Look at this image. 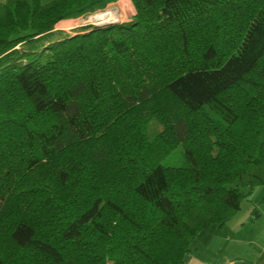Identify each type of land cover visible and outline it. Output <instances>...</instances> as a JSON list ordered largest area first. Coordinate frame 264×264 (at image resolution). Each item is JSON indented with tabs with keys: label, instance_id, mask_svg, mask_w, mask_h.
Listing matches in <instances>:
<instances>
[{
	"label": "trees",
	"instance_id": "trees-1",
	"mask_svg": "<svg viewBox=\"0 0 264 264\" xmlns=\"http://www.w3.org/2000/svg\"><path fill=\"white\" fill-rule=\"evenodd\" d=\"M116 1L0 5V264H183L264 186V0L56 38Z\"/></svg>",
	"mask_w": 264,
	"mask_h": 264
},
{
	"label": "crops",
	"instance_id": "crops-1",
	"mask_svg": "<svg viewBox=\"0 0 264 264\" xmlns=\"http://www.w3.org/2000/svg\"><path fill=\"white\" fill-rule=\"evenodd\" d=\"M183 264H264V186L247 195L222 230L212 227L201 233Z\"/></svg>",
	"mask_w": 264,
	"mask_h": 264
},
{
	"label": "rangeland",
	"instance_id": "rangeland-1",
	"mask_svg": "<svg viewBox=\"0 0 264 264\" xmlns=\"http://www.w3.org/2000/svg\"><path fill=\"white\" fill-rule=\"evenodd\" d=\"M46 3L48 2H51L52 0H44ZM119 3H122L124 5H126L128 8H129V13H128V16L123 20L121 21L120 19V8L118 6ZM110 8H116L118 10V13H119V19L117 20V22H114V23H111V24H105L104 26H100L98 24H95L93 22V18L110 9ZM136 14V11H135V8L131 2V0H118L114 3H111L109 4L105 9L103 10H98L96 12H93L91 14H88V15H83V16H80L78 18H75V19H69V20H64L60 23H58L55 27V30L58 31L59 33H63V34H57L56 35V38L60 37V36H63V35H77V34H81L83 33L84 29H87V28H97V27H100V28H104V27H109V26H112V25H118V24H126V23H129L132 21L134 15ZM62 23V25H61ZM65 23V24H63ZM166 165H169V166H180L182 164V161H181V158H180V150H175L170 156L169 158L166 160L165 162Z\"/></svg>",
	"mask_w": 264,
	"mask_h": 264
},
{
	"label": "bare ground",
	"instance_id": "bare-ground-1",
	"mask_svg": "<svg viewBox=\"0 0 264 264\" xmlns=\"http://www.w3.org/2000/svg\"><path fill=\"white\" fill-rule=\"evenodd\" d=\"M119 19V13L116 8H110L93 18V22L100 26H104L105 24H111L117 22Z\"/></svg>",
	"mask_w": 264,
	"mask_h": 264
},
{
	"label": "water",
	"instance_id": "water-1",
	"mask_svg": "<svg viewBox=\"0 0 264 264\" xmlns=\"http://www.w3.org/2000/svg\"><path fill=\"white\" fill-rule=\"evenodd\" d=\"M113 26V25H112ZM100 28V27H97V29Z\"/></svg>",
	"mask_w": 264,
	"mask_h": 264
}]
</instances>
